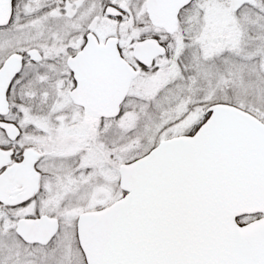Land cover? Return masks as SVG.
Returning <instances> with one entry per match:
<instances>
[{
  "label": "snow or ice",
  "instance_id": "obj_1",
  "mask_svg": "<svg viewBox=\"0 0 264 264\" xmlns=\"http://www.w3.org/2000/svg\"><path fill=\"white\" fill-rule=\"evenodd\" d=\"M0 264H264V0H0Z\"/></svg>",
  "mask_w": 264,
  "mask_h": 264
}]
</instances>
